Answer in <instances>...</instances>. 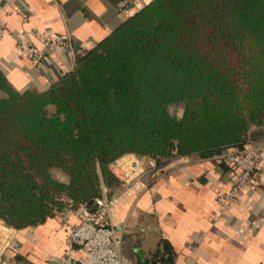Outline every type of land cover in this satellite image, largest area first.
<instances>
[{
	"label": "trees",
	"instance_id": "obj_1",
	"mask_svg": "<svg viewBox=\"0 0 264 264\" xmlns=\"http://www.w3.org/2000/svg\"><path fill=\"white\" fill-rule=\"evenodd\" d=\"M262 139L264 0H152L45 90H15L0 66V222L21 232L69 202L94 210L125 156L163 169ZM160 247L147 264H173Z\"/></svg>",
	"mask_w": 264,
	"mask_h": 264
},
{
	"label": "crops",
	"instance_id": "obj_2",
	"mask_svg": "<svg viewBox=\"0 0 264 264\" xmlns=\"http://www.w3.org/2000/svg\"><path fill=\"white\" fill-rule=\"evenodd\" d=\"M125 1L14 0L9 15L10 0H1L0 66L10 84L17 91L47 89L152 0L123 12ZM58 36L68 45L33 66L28 50ZM113 173L121 186L109 224L128 264L149 263L161 243L173 251V264H264V151L238 200L228 197L235 175L224 160L181 158L157 169L154 160L129 155ZM63 216L21 232L0 222V264H61L67 249ZM82 255L76 251L74 258Z\"/></svg>",
	"mask_w": 264,
	"mask_h": 264
},
{
	"label": "built area",
	"instance_id": "obj_3",
	"mask_svg": "<svg viewBox=\"0 0 264 264\" xmlns=\"http://www.w3.org/2000/svg\"><path fill=\"white\" fill-rule=\"evenodd\" d=\"M138 1L126 0L122 5L123 12L134 8ZM6 8L11 15L15 8L14 0L7 2ZM67 45L65 37H47L43 39L41 48L28 50V58L33 66L40 67L59 48ZM261 151L250 146L244 150L229 152L222 157L221 160L230 166L235 175L228 193L230 199L238 200L255 178L256 171L263 161ZM115 202L116 197L111 199L103 197L96 200L94 210L85 205L74 206L69 202V207L63 213L65 219L61 225V229L66 234L67 248L61 264H128L123 256L117 232L109 224ZM71 219H75L76 223H71ZM159 249L162 250V247ZM76 251H82L83 255L80 259L74 258Z\"/></svg>",
	"mask_w": 264,
	"mask_h": 264
},
{
	"label": "rangeland",
	"instance_id": "obj_4",
	"mask_svg": "<svg viewBox=\"0 0 264 264\" xmlns=\"http://www.w3.org/2000/svg\"><path fill=\"white\" fill-rule=\"evenodd\" d=\"M171 112L173 115L177 116L178 118L181 117L182 115V110L178 107H172L171 108ZM251 147H254V148H258L259 150H262L261 152H263L264 150V147L262 145H264V139L258 141V142H251L250 143Z\"/></svg>",
	"mask_w": 264,
	"mask_h": 264
}]
</instances>
